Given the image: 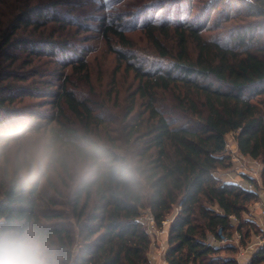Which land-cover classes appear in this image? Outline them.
I'll return each instance as SVG.
<instances>
[{"label":"trees","instance_id":"1","mask_svg":"<svg viewBox=\"0 0 264 264\" xmlns=\"http://www.w3.org/2000/svg\"><path fill=\"white\" fill-rule=\"evenodd\" d=\"M70 1L18 0L6 20L0 17V130L21 123L39 126L33 118L49 117L25 100L40 98L55 110L49 129L53 135L87 140L112 157L132 155L144 184L139 195L124 198L114 193L110 181L96 191L66 182L26 186L0 181V222L40 225L55 240L64 264H150L152 237L144 213L161 228L175 210L168 227L167 264H239L236 255L222 252H236L239 246L228 241L236 232L242 241L249 236L243 228L254 225L246 215L260 199V186L244 175L256 186L250 190L220 171L232 165L227 136L233 133L239 152L260 161L264 189V25H209L221 2L228 4L223 10H232L227 0H211L198 24L181 20L143 26L168 63L149 65L111 46L118 68L125 65L138 81L125 137L116 139L104 136L111 125L96 112L94 102L70 87L74 73L84 72L90 80L84 52L75 59L76 41L42 29L48 22L64 29L74 24L60 8ZM250 5L252 15L264 17V0ZM102 26L107 36L131 49L121 25ZM215 29L220 30L217 35H207ZM28 30L33 34L27 35ZM57 54L62 59L55 60L53 77L24 69L35 58ZM69 66L70 75L64 72ZM37 73L41 78L31 81ZM164 93L172 99L164 101ZM64 105L82 130L69 124ZM247 264H264V243Z\"/></svg>","mask_w":264,"mask_h":264},{"label":"rangeland","instance_id":"2","mask_svg":"<svg viewBox=\"0 0 264 264\" xmlns=\"http://www.w3.org/2000/svg\"><path fill=\"white\" fill-rule=\"evenodd\" d=\"M18 0H0V17H8L11 6ZM21 1V0H19ZM177 1V2H174ZM71 0L69 4L63 3L60 6L63 11H66L71 16L74 24L66 29L58 27L59 24L55 22H48L46 33H53L55 37L71 38L76 41V56L75 59L84 52V59L87 61L88 69L90 71V80L84 78V72L80 74H72V89H74L80 98H86L93 101L96 107V112L111 125L109 132H105L104 136H115L116 139L125 137L126 115L130 107L133 93L137 88L138 81L134 78L132 73L125 70V65L118 68V60L115 52L112 50L113 46L117 50H122L127 53H134L141 59L151 65L155 62L168 63L166 58H162L156 48L150 43L146 29H142L144 25L158 24V25H173L181 20H186L189 23L198 24L201 20L203 10L211 0ZM232 7L230 14L225 6L226 2H221L219 6L212 11V16L209 25H264V17H257L249 12L250 4L256 0H227ZM18 3V2H17ZM16 3V4H17ZM4 20V21H5ZM218 22V23H217ZM105 23L121 25L126 30L128 38L132 41L131 49L127 48L117 37L112 34L108 36L104 33L102 25ZM79 27V28H78ZM79 31V33L77 32ZM33 30H28L26 34H33ZM38 32V31H37ZM220 30L215 29L207 35H217ZM225 39V37H224ZM20 53L23 59L26 53ZM51 56H43L41 59L35 58L33 65H28L24 69H35L45 73L46 77H53L50 72L56 67V59H62L60 55L50 58ZM59 57V58H58ZM60 67V66H59ZM68 75L72 73V67L69 66L64 70ZM40 74L33 76L32 80H39ZM57 84L60 81L56 80ZM164 101L172 99V95L164 93L161 95ZM33 109L39 111L44 117L49 118H33V123H39V126L47 130L55 124L51 121L53 113L55 112L51 104H45V100L40 98H27L25 100ZM140 109V108H139ZM143 109V107L141 108ZM64 110L69 124L76 128H81L82 125L77 117L72 114L66 105ZM36 126V125H34ZM118 141V140H117ZM236 140L234 134L230 133L227 136V150L231 155L232 165L220 173L225 176V179L238 178L246 174L244 167H249L251 162L248 161L250 157H241L236 150ZM240 157L239 160L236 158ZM227 176V177H226ZM254 205L249 207L247 217L253 218ZM175 210L167 217L163 226L159 228L155 223H150L148 217L149 213H144V219L149 225V232L152 237V246L149 256L157 255L156 264H163L165 260V251L167 248L168 227L175 215ZM254 221V220H253ZM250 231L249 236L243 238L242 243H236L235 239L232 242L237 247L236 252L223 251V255H236L239 264H247L251 252L246 253L245 256L241 254L250 243L264 241V228L259 222L254 221V225L250 227L245 225L243 233ZM237 234V233H236ZM234 234L233 237H236Z\"/></svg>","mask_w":264,"mask_h":264},{"label":"clouds","instance_id":"3","mask_svg":"<svg viewBox=\"0 0 264 264\" xmlns=\"http://www.w3.org/2000/svg\"><path fill=\"white\" fill-rule=\"evenodd\" d=\"M0 181L26 186L66 182L92 191L110 181L114 193L124 198L139 195L144 184L132 155L112 157L87 140L57 137L26 123L0 130ZM0 264H64V260L40 225L0 222Z\"/></svg>","mask_w":264,"mask_h":264},{"label":"built area","instance_id":"4","mask_svg":"<svg viewBox=\"0 0 264 264\" xmlns=\"http://www.w3.org/2000/svg\"><path fill=\"white\" fill-rule=\"evenodd\" d=\"M241 157H243V158L245 157L246 158V156H244V155L241 156ZM236 159L239 160L240 157H237ZM239 161H241V160H239ZM248 161H250L251 162L250 164H253V165H250V168H249L247 166V164H246L247 162L243 161L245 163L244 165L247 166V167H244L245 168L244 170L246 171L247 174L250 175V177L254 178L256 180V182L259 184L260 188L258 189V191H259V195L261 196L262 194H264V189H263V187L261 185V180H260L261 179L262 165H261L260 161L257 160V159L250 158ZM241 165H243L242 161H241ZM248 188L250 190H253V189H256V186H255V184L250 183L248 185ZM148 220L150 221L151 224L154 225L155 221H154V219H153V217L151 215L148 217ZM236 233H237L236 237H233V238L229 239L228 241L232 242V240L235 239L236 243L239 244V242H240V240L242 238V235L240 233H238V232H236ZM260 245H262V241H258L256 243H250L249 246L245 250H243V252H241V254L243 256H245L246 253H244V252H249V251L251 252L250 254H253L254 252H256L258 250ZM251 256L252 255H250V257ZM156 260H157V255H152L149 258L150 264H156V263H154V261H156ZM163 262L165 263V260Z\"/></svg>","mask_w":264,"mask_h":264},{"label":"crops","instance_id":"5","mask_svg":"<svg viewBox=\"0 0 264 264\" xmlns=\"http://www.w3.org/2000/svg\"><path fill=\"white\" fill-rule=\"evenodd\" d=\"M236 150L239 152L237 145H236ZM240 156H243V155L241 154ZM244 175L250 176L247 173L244 174ZM244 175H242L241 177L239 176L237 179L236 178H232V179H227V180L238 182V183H243V184H246L248 186L250 184V182L246 181ZM252 215H253V218H254L253 220L256 221V222H259L260 224H262L263 228H264V194H262L260 196V199L255 203ZM263 243H264V241H262V244ZM249 258H250V256H249ZM163 264H167L166 261H165V263L163 262Z\"/></svg>","mask_w":264,"mask_h":264},{"label":"water","instance_id":"6","mask_svg":"<svg viewBox=\"0 0 264 264\" xmlns=\"http://www.w3.org/2000/svg\"><path fill=\"white\" fill-rule=\"evenodd\" d=\"M70 264H74V261H72Z\"/></svg>","mask_w":264,"mask_h":264}]
</instances>
